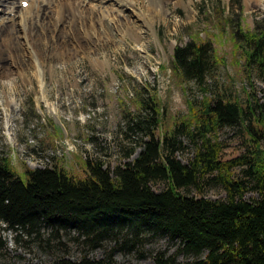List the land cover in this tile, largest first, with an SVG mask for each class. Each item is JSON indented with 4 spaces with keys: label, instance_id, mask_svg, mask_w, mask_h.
I'll return each instance as SVG.
<instances>
[{
    "label": "trees",
    "instance_id": "trees-1",
    "mask_svg": "<svg viewBox=\"0 0 264 264\" xmlns=\"http://www.w3.org/2000/svg\"><path fill=\"white\" fill-rule=\"evenodd\" d=\"M214 18L216 33L197 32L173 49L174 74L201 92L186 98L188 113L165 128V106L154 89L141 86L132 97L135 111L121 102L124 134L140 131L146 137L131 160L111 168L103 159H83L80 175L56 164L17 170L0 155V250L3 231H11L16 243L26 235L62 252L60 232H74L71 239L82 245L83 255L58 256L54 264H118L115 250L138 252L147 240L164 236L178 242V252L193 256L190 264H264V101L245 89L241 99L229 83L208 82L228 57L210 38L223 36L228 23L237 27L228 36L233 64L246 78L255 73L264 80V17L241 27L219 4ZM226 126L246 135L245 151L221 160L217 133ZM185 141L193 155L183 163L176 154L187 148ZM132 152L129 147L124 157ZM157 181L164 186L153 190L150 184ZM211 185L221 186L225 198L189 193ZM250 190L257 197L247 200ZM43 229L49 230L46 237ZM97 246H104L103 256L89 258ZM172 262L160 251L154 255V264Z\"/></svg>",
    "mask_w": 264,
    "mask_h": 264
},
{
    "label": "rangeland",
    "instance_id": "rangeland-1",
    "mask_svg": "<svg viewBox=\"0 0 264 264\" xmlns=\"http://www.w3.org/2000/svg\"><path fill=\"white\" fill-rule=\"evenodd\" d=\"M219 4L225 5L228 15L241 27H253L255 20L264 17V0L171 2L165 7L166 13L157 15L153 28L135 21V25L145 29L140 42L119 37L114 23L104 20L114 41L103 51L109 63L102 68L94 67L90 57L79 55L62 66L54 64L55 73H45L43 87L33 78L32 70H28L29 82L17 76L10 85L8 79L1 78L0 155H6L17 170L56 164L80 175L83 173V159H103L112 168L134 158L142 147L141 138L144 140L146 137L140 131L124 134L121 102L125 101L129 110L135 111L132 97L135 88L141 86L154 89L165 106L162 120L165 128L177 117L188 113L186 98L199 97L201 92L192 82H182L174 74L173 49L176 44L189 42L197 32L204 36L216 33L214 15ZM142 5V0L135 2V10H142ZM125 10L127 15L131 14L130 8ZM228 25L223 36L210 38L211 45L228 53V57L226 64L220 65L208 82L225 86L229 83L230 89L241 99L245 98V89L264 101V80L255 73H252L251 79L246 78L242 68L232 62V44L228 36L230 30L237 27ZM230 75L234 78L233 82L228 80ZM51 105L55 108L54 113L49 110ZM245 138L246 135L237 126L222 128L217 133V140L222 144L220 159L229 160L243 153ZM185 143L187 148L176 154L183 163L193 155V146L187 141ZM129 147H133V152L126 158L124 151ZM150 185L153 190H159L164 183L157 181ZM189 193L211 199L226 196L221 186L213 185L205 186L201 193L194 188ZM256 197L257 193L252 190L244 195L247 200ZM41 232L43 237L49 234L47 229ZM60 233L66 245L64 252L55 247L43 248L38 240H29L26 235L16 243L11 231H3L5 248L0 250V264H54L58 256L79 259L84 248L71 239L75 233ZM177 246V241L159 236L147 240L138 252L115 250L113 258L118 264H154V255L160 251L172 257V264H190L193 256L178 252ZM103 254L104 246L87 252L89 258H101Z\"/></svg>",
    "mask_w": 264,
    "mask_h": 264
},
{
    "label": "bare ground",
    "instance_id": "bare-ground-1",
    "mask_svg": "<svg viewBox=\"0 0 264 264\" xmlns=\"http://www.w3.org/2000/svg\"><path fill=\"white\" fill-rule=\"evenodd\" d=\"M27 1L24 7L22 0H0V79H8L10 85L17 76L29 82L32 70L43 87L45 73H55L54 64L62 66L76 56L90 57L96 68L108 65L103 51L114 38L104 20L114 23L119 37L140 42L145 29L135 21L153 28L157 15L166 13V5L181 0H142L140 11L134 7L138 0ZM49 110L54 113L55 108L51 105Z\"/></svg>",
    "mask_w": 264,
    "mask_h": 264
}]
</instances>
